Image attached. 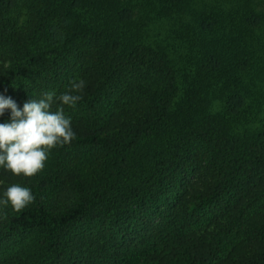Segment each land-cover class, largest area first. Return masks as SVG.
<instances>
[{
	"label": "trees",
	"instance_id": "obj_1",
	"mask_svg": "<svg viewBox=\"0 0 264 264\" xmlns=\"http://www.w3.org/2000/svg\"><path fill=\"white\" fill-rule=\"evenodd\" d=\"M81 80L0 264H264V0H0V95Z\"/></svg>",
	"mask_w": 264,
	"mask_h": 264
},
{
	"label": "clouds",
	"instance_id": "obj_2",
	"mask_svg": "<svg viewBox=\"0 0 264 264\" xmlns=\"http://www.w3.org/2000/svg\"><path fill=\"white\" fill-rule=\"evenodd\" d=\"M84 81L71 84L68 92L58 97L54 91L43 93L40 99H30L20 109L10 97L0 95V116L10 109V122L0 123V167L16 176L32 177L44 168L48 153L57 145L68 144L74 138L71 119L64 114L63 106L74 107L82 99ZM58 100L61 107L51 111ZM34 200L29 188L18 184L9 186L0 205H11L20 212Z\"/></svg>",
	"mask_w": 264,
	"mask_h": 264
}]
</instances>
